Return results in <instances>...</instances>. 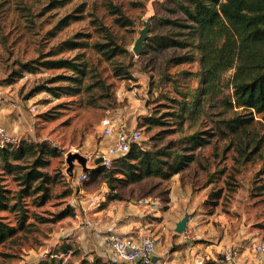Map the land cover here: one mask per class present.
Returning <instances> with one entry per match:
<instances>
[{
	"label": "rangeland",
	"instance_id": "rangeland-1",
	"mask_svg": "<svg viewBox=\"0 0 264 264\" xmlns=\"http://www.w3.org/2000/svg\"><path fill=\"white\" fill-rule=\"evenodd\" d=\"M166 2L0 0V127L15 147L21 141L42 143L45 152L35 155L46 160L40 169L50 177L48 195L40 202L39 192L19 194L15 173L0 163L1 183L9 190L8 208L0 215L17 227L14 238L0 245V251L11 254L0 255L4 263L62 259L80 264L92 253L101 256L96 240L115 229L155 237L163 263L189 244L215 250L232 245L239 255L253 258V244L264 243V149L248 151L246 160L230 144L234 137H223L217 129L222 118L240 112L224 100L230 99L235 68L220 74L219 95L206 100L198 117L179 125L172 111H179L185 92L196 86L183 70L194 71L197 61L175 64L168 58L186 49L151 50L148 41L145 53L136 55L132 49L147 23L149 34L167 31L152 17L175 15L165 9ZM121 16L130 24L117 20ZM101 26L125 52L107 58L94 47L104 41ZM58 58L79 63L80 70L42 64ZM118 64L129 65L131 78L115 74ZM105 115L118 125L140 128L144 148H179V139L196 128L213 127L215 134L193 151L195 160L178 174L122 185L106 173L92 174L95 156L108 142L100 127ZM150 115L164 124H148ZM255 127L259 135L264 132V123ZM69 152L86 158V178L79 179L83 169L76 161L68 170ZM19 163L25 165V160ZM63 210L72 214L56 219ZM16 211L25 213L22 229ZM184 216L185 240L175 230ZM67 244L70 248L63 252Z\"/></svg>",
	"mask_w": 264,
	"mask_h": 264
},
{
	"label": "trees",
	"instance_id": "trees-1",
	"mask_svg": "<svg viewBox=\"0 0 264 264\" xmlns=\"http://www.w3.org/2000/svg\"><path fill=\"white\" fill-rule=\"evenodd\" d=\"M172 3L169 7L168 3ZM163 3L165 9L175 15H153L158 24L166 27V32L149 34L143 42L140 55L145 53L144 44L151 50L186 49L180 55L169 57L175 64L197 61L198 68L194 71L183 70L187 77H194L196 86L185 92L186 99L179 102V111L172 114L192 123L200 114L206 100L219 95V76L225 70L234 67L230 86V99H224L228 106L236 107V112L230 117L222 118L217 127L223 137L232 135L230 144L240 157L248 160V151L252 154L264 149V132L259 135L255 123H264V0H168ZM66 18V17H65ZM122 24L129 21L122 16L117 18ZM130 24V23H129ZM103 42L94 43V47L107 58L122 54L126 49L116 43L111 32L101 26ZM146 46V45H145ZM49 67H68L77 72L79 63L65 58L42 61ZM115 74L131 78L129 65L114 66ZM148 90V88H147ZM150 90V88H149ZM179 92V91H178ZM259 119H255V116ZM147 123L151 125L164 124L159 116L150 115ZM213 127L196 128L184 134L180 139L179 148L160 146L159 148H144L141 143H132L129 151L113 159L110 167L96 164L92 174L106 173L122 185H130L144 178L155 176L169 178L187 168L195 160L194 150L210 143L214 136ZM0 143V163L7 173L14 174L21 186L19 194L27 196L30 192H39L43 202L48 195L50 177L40 167L46 164L41 156L44 153L42 143L21 141ZM248 156V157H247ZM31 158V159H29ZM25 160V165L20 161ZM117 176V177H114ZM41 192V193H40ZM9 190L1 183L0 178V210L8 208ZM21 196V195H20ZM17 201L12 205L16 208ZM18 213L24 211H16ZM72 214L69 210L61 211L56 219ZM25 213L18 216V228L24 227ZM17 232V227L6 221L0 215V245L11 241ZM70 248L67 244L62 251ZM0 255L8 257L11 254L0 251ZM0 264H6L0 260ZM19 264V263H18ZM22 264V263H21ZM38 264H73L69 260L50 261L42 259ZM80 264H124L108 260L92 253L91 258L82 259Z\"/></svg>",
	"mask_w": 264,
	"mask_h": 264
},
{
	"label": "built area",
	"instance_id": "built-area-1",
	"mask_svg": "<svg viewBox=\"0 0 264 264\" xmlns=\"http://www.w3.org/2000/svg\"><path fill=\"white\" fill-rule=\"evenodd\" d=\"M1 94V90H0ZM101 134L108 140L101 153L96 154V159L101 158L99 164L110 167L113 159L126 154L132 143H141L142 133L140 128H128L118 125L110 115H105L100 120ZM12 141L3 127H0V143ZM87 177L85 170L79 173V179ZM181 238L187 237L185 232ZM105 245V258L124 264H152L155 255L156 238L152 235H121L115 231L101 236ZM255 264H264V243L253 244ZM239 250L235 246L223 247L214 257L200 255L195 264H248L238 261Z\"/></svg>",
	"mask_w": 264,
	"mask_h": 264
},
{
	"label": "crops",
	"instance_id": "crops-1",
	"mask_svg": "<svg viewBox=\"0 0 264 264\" xmlns=\"http://www.w3.org/2000/svg\"><path fill=\"white\" fill-rule=\"evenodd\" d=\"M115 232L121 234V235H127L128 232L120 230V229H115ZM137 236V235H136ZM99 240V241H98ZM98 247H97V251L100 252V247H101V256L103 258H105V245L103 240L101 239V237L99 239L96 240ZM214 250V251H213ZM221 250L220 249H212V247L209 246H202L201 243H196L195 245H185L183 248L179 250H175L172 252V255L170 254V259L168 261H164V252L163 251H159L157 249V244H156V250H155V255L153 257V262L152 264H195L196 258L198 256L202 255H206L208 257H214L215 255H217V253ZM177 252V253H175ZM179 255H176L178 254ZM174 253V254H173ZM246 253V252H245ZM106 259V258H105ZM238 261H240L241 263H248V264H255V261L253 260V258L247 256L246 254H241L238 257Z\"/></svg>",
	"mask_w": 264,
	"mask_h": 264
},
{
	"label": "water",
	"instance_id": "water-1",
	"mask_svg": "<svg viewBox=\"0 0 264 264\" xmlns=\"http://www.w3.org/2000/svg\"><path fill=\"white\" fill-rule=\"evenodd\" d=\"M147 31H148V25H146L139 31V35L133 44L132 49L136 55H139L142 51L143 42L147 37ZM75 161L78 162V164L82 167L83 170L87 169L86 158L83 155L76 152H69L66 156V162L68 164L69 171L72 169ZM100 161L101 158H97L95 160V164H99ZM186 223H187V216H184L176 223V227H175L176 232L182 233L186 227Z\"/></svg>",
	"mask_w": 264,
	"mask_h": 264
}]
</instances>
